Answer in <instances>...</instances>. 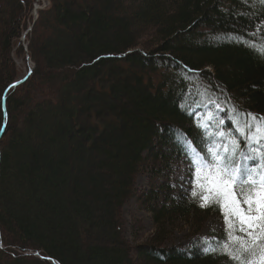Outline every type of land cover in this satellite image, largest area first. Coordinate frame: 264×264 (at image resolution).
<instances>
[{"label": "trees", "instance_id": "trees-1", "mask_svg": "<svg viewBox=\"0 0 264 264\" xmlns=\"http://www.w3.org/2000/svg\"><path fill=\"white\" fill-rule=\"evenodd\" d=\"M50 3L33 34L26 35L34 72L5 98L0 264H49L24 254L40 250L59 264H238L221 254L229 243L224 230L183 248L164 245L170 221L191 220L199 229L221 212L216 205L201 207L199 196L172 193L167 181L158 190L161 202L146 206L155 226L146 243L125 240L120 210L133 194L137 173L149 171L155 177L165 172L168 179L174 176V161L191 163L190 148L211 159L213 147L235 139L241 152H249L245 141L256 133L247 127L249 114L264 117V0ZM32 4L6 0L0 6V129L2 93L17 75L11 54L24 53L21 26ZM50 22L66 29L68 49L52 50L45 75L37 60L44 48L36 36L37 28ZM142 37L147 40L141 42ZM62 42L56 44L63 47ZM58 65L66 69L59 80L52 73ZM66 66L74 68L70 76ZM42 79L51 97L37 90ZM78 89L83 92L77 96ZM204 105L218 117L208 129L194 117V107ZM218 131L231 135L216 137ZM68 135L78 140L69 152ZM260 158L263 162L262 157L235 159L253 167L262 165ZM104 170L116 175L108 192L102 186ZM64 190L71 192L68 201L60 198ZM147 194L155 196L154 190ZM81 217L86 230L98 229L100 235L81 241L75 223ZM209 244L219 246L218 251L206 252Z\"/></svg>", "mask_w": 264, "mask_h": 264}, {"label": "rangeland", "instance_id": "rangeland-1", "mask_svg": "<svg viewBox=\"0 0 264 264\" xmlns=\"http://www.w3.org/2000/svg\"><path fill=\"white\" fill-rule=\"evenodd\" d=\"M5 1L0 0V6ZM87 2L93 3L94 0H87ZM97 3L101 4V1H98ZM32 5L33 7L34 5H37V10L39 13L40 10H43V9L47 10L51 6V3H50V0H33ZM33 7L31 8L29 14H27V16H25V18L22 21L23 22V26H21L22 34L32 23ZM48 23H46V25L42 24L39 28H37L38 31H37V36H36L37 40L38 38H40L39 39L40 41L38 42L41 45V47L44 49L46 48L45 50L43 49L42 51V53L44 52L43 57L37 56L39 65L43 67V69L45 70V73H44L45 75L49 67L48 62L50 61V58H51L50 53L52 52V50H54L55 48H58V50L61 49L63 51L68 49L67 47L68 45L66 44V37H63L64 34L66 35L67 33L66 29L58 25L56 26V24H54L53 22H50V24ZM59 30H61V32H59ZM32 34L33 32H29L27 36L30 38ZM71 34H72V31H71ZM27 36L24 34L21 35V37H24L22 44L26 46L28 44ZM144 38L145 37L141 38V42H144L145 40H147V38L146 39ZM61 41H64V43L62 42L63 47H60L57 45L61 43ZM22 44H20V46H22L23 48ZM139 48L142 49V47L139 46L137 49H134L133 51L139 50ZM11 56H12V59L17 69L16 78L24 77L27 74L29 67H32V61H34L33 58L31 57L32 61L26 62L25 53L17 54V55H15V53H12ZM66 68L69 69L70 67L66 66ZM73 69L70 68L69 71L66 72L68 76L72 74ZM65 70L66 69H64L63 67H59L58 65V66L53 67L52 71L54 72L52 73L56 74V77H57L56 79L59 80L61 79L60 76L65 74ZM66 83H67V80H65V82L61 84V86L66 85ZM37 86H38L37 90L40 91L42 96L47 97V96H50V93L53 94V92L51 91L52 89L47 84H45L44 79L39 80V83ZM76 91H77V96L83 92L81 89H78ZM69 99H70V95H68L67 101ZM65 103L68 104V102H65ZM76 104L78 106V103ZM213 109L215 110L217 109V107H213ZM194 117L196 119L197 124L203 129H208L214 126L218 118L215 112L211 110L209 105H204V107H202L201 109L198 108V106H195L194 107ZM219 133L221 132L218 131L216 133V137L220 136ZM62 137L64 138L65 135H63ZM66 139L68 142L67 146L69 147L67 151L69 152L70 149L72 150L73 146H75L76 143H78V140H76L75 137H73L72 135H68ZM0 144H1V141H0ZM51 145L53 146L55 145V143L53 142ZM225 145L229 147L230 144L228 141L227 142L223 141V142H220L215 147H213L210 151V157H211V152H216L218 155H227L228 153L224 152ZM60 146H61V143H60ZM63 151H66V149ZM190 152L193 155L191 164L194 166L195 164L193 163V161L196 160L200 156L196 153L195 149L193 148H190ZM98 157L99 156L97 155L94 156V159L92 161V163L94 162L93 165L96 164L97 162L96 159H98ZM55 159H58L56 155H55ZM260 160H261V164L264 165V161L262 162L263 159L260 158ZM176 164H177V167H176ZM172 166L176 167L175 173H174V176H169L168 179H166L164 175L165 172L159 173V175L155 177H153L152 174L149 173V171L148 173L141 172V171L137 173L135 180H134L133 194L123 203L121 210H120V218L122 221L121 229H122L123 237L129 244L138 245V244L146 243L148 238L151 235H153V233L155 232V226L153 225L152 219H151L152 213L151 211H148L146 209V206L147 204L148 205L154 204V202H158V203L161 202L162 199L160 195L162 194H159L160 192H158V190L160 186L164 184V181H167L166 184L168 183L169 187L171 188L170 191H172V193L174 194L185 193L188 195V194H192L193 191L200 192L201 195L208 194L207 192H202L201 189L197 185L196 167L192 170L190 165L184 162L182 158L178 159L177 161H174L172 163ZM86 167L87 169H90L92 171V166H86ZM160 169H161L160 166L156 167V170H160ZM104 171L106 172L107 177H105V180L103 179L104 182L102 186H104L103 188H105V190L108 192L110 191L109 189V187L111 186L110 183L112 181L114 182L116 175H114L113 172L111 171L109 172H107V170H104ZM85 176L86 175L84 171L82 172V177L84 178ZM201 183H204V181L201 180ZM68 188H70V185ZM150 190H154L155 196L147 194V192H149ZM61 195L62 196L60 198L63 201H68L71 198L70 197L71 192L69 193L68 190L62 191ZM220 210L221 212L219 214L212 216V217H208L201 224L199 229H197L192 224L191 220L183 221V220L177 219V220L170 221L167 224L168 226L166 227V242L164 245L166 246L174 245V246L183 248L187 246L191 242V240H194L196 238L208 239L210 236V233L212 232L223 231V230L227 232L228 226L225 223L224 212H223V209L220 208ZM75 223H76V227L78 230V236L83 242L86 238H89V236L90 238H94L100 235L98 229L86 230L84 228L85 221L83 220L82 217L80 218V221L76 220ZM235 235L242 236L243 234L240 233L239 231H236ZM226 236H227L226 238H228V234H226ZM244 239L247 240L249 239V237L245 236ZM236 247H237L236 245L232 246V248H236ZM14 250L16 251L17 249H14ZM29 252H32V251H29ZM17 253H20V251L17 250ZM9 254L11 255L12 252H9ZM131 256L133 257L134 261H137L134 258L135 254H132ZM254 259H258V257H255ZM26 264H29V263H26Z\"/></svg>", "mask_w": 264, "mask_h": 264}, {"label": "snow or ice", "instance_id": "snow-or-ice-1", "mask_svg": "<svg viewBox=\"0 0 264 264\" xmlns=\"http://www.w3.org/2000/svg\"><path fill=\"white\" fill-rule=\"evenodd\" d=\"M249 119L248 129H256V133L249 135L245 141L249 152H241L239 141L232 139L229 141L232 145L230 152L227 145L224 146L227 155L211 152V159L198 157L193 161L197 185L208 194L201 195L196 191L192 194L203 200L201 207L216 205L223 209L229 243L222 245L221 254L238 264H264V165L249 168L246 163L238 164L235 159L237 155L253 161L257 157L264 158V152H260V148H264V144H261V140H264V117L249 114ZM237 131L241 136L244 135L242 128ZM219 135L224 137L231 133L221 132ZM252 144L258 147L253 149ZM236 231L243 235H235ZM245 236L249 239H244ZM230 244L237 247L230 250ZM218 248L209 244L205 251L216 253Z\"/></svg>", "mask_w": 264, "mask_h": 264}, {"label": "water", "instance_id": "water-1", "mask_svg": "<svg viewBox=\"0 0 264 264\" xmlns=\"http://www.w3.org/2000/svg\"><path fill=\"white\" fill-rule=\"evenodd\" d=\"M46 11V9H43V10H40V12L38 13V10H37V5H34L33 7V11H32V14H33V19H32V23L31 25L23 32L24 35H27L29 32H33V29H34V25L36 23V21L38 20V18ZM22 34V35H23ZM23 40H24V37H21L19 39V44H22L23 43ZM23 45V44H22ZM23 48H24V53H25V58H26V62H29V61H32L31 59V56L29 55L28 53V50H27V46L26 45H23ZM34 68H35V62L32 61V67L28 70L27 74L24 76V77H17L13 82H11L10 84H8L6 86V88L4 89L3 93H2V97H1V107H2V110H3V113H4V119H3V124H2V127L0 130V139H1V136L3 134V132L5 131L6 129V126L8 124V118H7V114H6V109H5V98H6V94L7 92L10 90V89H13L15 88L17 85H19L20 83L26 81L27 79H29L33 72H34ZM0 153H1V145H0ZM43 251H35V252H26L24 254H27V255H31V256H35V257H38L39 259L41 260H44L45 262L49 263V264H59L55 259L49 257V256H46L43 257Z\"/></svg>", "mask_w": 264, "mask_h": 264}, {"label": "bare ground", "instance_id": "bare-ground-1", "mask_svg": "<svg viewBox=\"0 0 264 264\" xmlns=\"http://www.w3.org/2000/svg\"><path fill=\"white\" fill-rule=\"evenodd\" d=\"M31 67H29V69H30Z\"/></svg>", "mask_w": 264, "mask_h": 264}]
</instances>
